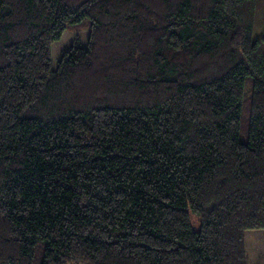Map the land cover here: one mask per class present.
Here are the masks:
<instances>
[{
  "label": "trees",
  "instance_id": "obj_1",
  "mask_svg": "<svg viewBox=\"0 0 264 264\" xmlns=\"http://www.w3.org/2000/svg\"><path fill=\"white\" fill-rule=\"evenodd\" d=\"M255 11L0 0V264H248L245 231L264 229Z\"/></svg>",
  "mask_w": 264,
  "mask_h": 264
},
{
  "label": "rangeland",
  "instance_id": "obj_2",
  "mask_svg": "<svg viewBox=\"0 0 264 264\" xmlns=\"http://www.w3.org/2000/svg\"><path fill=\"white\" fill-rule=\"evenodd\" d=\"M264 35V0H256V11L253 19L252 36L261 39ZM264 50V41L260 42ZM249 82L245 84V92L249 91ZM192 226L198 229L199 221L191 214ZM246 258L248 264H264V229L245 231Z\"/></svg>",
  "mask_w": 264,
  "mask_h": 264
}]
</instances>
